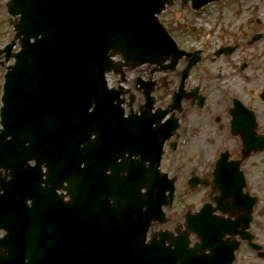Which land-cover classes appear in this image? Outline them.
Segmentation results:
<instances>
[{
	"label": "water",
	"instance_id": "water-1",
	"mask_svg": "<svg viewBox=\"0 0 264 264\" xmlns=\"http://www.w3.org/2000/svg\"><path fill=\"white\" fill-rule=\"evenodd\" d=\"M191 1L197 8L208 0ZM166 3L171 0L8 2V12L19 17L14 27L20 50L5 74L0 114V165L10 174L0 182V226L7 231L0 240V264H172L175 257H194L193 262L204 257L163 231L159 240L152 236L145 241L150 221L163 220L166 187L158 195L156 184H164L166 174L158 176L154 165L145 168L137 160H125L124 154L159 157L160 145L147 143L150 127L140 119L126 127L121 100L112 103L119 92L105 87V71L177 56L155 15ZM117 54L123 61L116 64L110 57ZM29 159L35 161L32 171L26 167ZM43 163L49 182L44 191L39 186ZM57 188L67 191L68 202ZM29 192L33 224L13 225L15 199L27 198ZM170 201L171 195L164 204ZM242 201L234 196L232 206L239 208ZM187 220L201 236L199 247L213 249L206 261L218 264L224 257L221 264H226L232 259L237 244L226 243L224 251L217 247L225 232L233 233L235 223L204 212ZM166 239L173 248L164 245Z\"/></svg>",
	"mask_w": 264,
	"mask_h": 264
},
{
	"label": "rangeland",
	"instance_id": "rangeland-1",
	"mask_svg": "<svg viewBox=\"0 0 264 264\" xmlns=\"http://www.w3.org/2000/svg\"><path fill=\"white\" fill-rule=\"evenodd\" d=\"M5 1L7 0H0V47L8 41L11 32L5 14ZM223 1L220 5H213L200 13H193L189 4L175 0L174 4L167 7L161 15V19L170 27L172 34L186 47L190 46L189 43L203 47L202 60L193 70L190 82L197 84L203 81L208 86L205 108L198 111L189 100L185 101L179 117L181 134L183 125L188 121L186 120L188 115L191 116L193 125H199L198 122L204 112L208 114L209 125L205 124L204 134L210 136L209 149L207 147L201 151V146L198 144L200 142L195 139L197 148L195 150L200 151L198 156L200 161L195 164V158L191 154L194 142L190 133L188 134L191 144L184 143L183 148L179 147L176 159L175 152L168 147L162 168L172 175L177 172L181 177L186 176L196 165L198 172L211 166L223 144H226L235 156L238 138L230 135L225 122L227 117L225 105H228L232 95L239 97L255 110L258 131L264 133V0ZM249 11H253L252 15ZM217 15H221V18H216ZM214 19H218L220 28L214 26L207 37L204 34L203 20L211 25ZM234 43L237 48L233 53L214 55V50L221 44ZM136 71L138 70L132 72L131 77ZM113 77L116 76H110L112 81H114ZM243 168L248 170L250 189L258 195L251 231L264 248V151L247 157L243 161ZM197 190L198 192L185 190L179 192L175 205L166 210L167 222L156 227H173L182 220L186 209H195L206 198L207 191L202 187ZM235 264H264V259L256 258L245 246H242L236 253Z\"/></svg>",
	"mask_w": 264,
	"mask_h": 264
},
{
	"label": "flooded vegetation",
	"instance_id": "flooded-vegetation-1",
	"mask_svg": "<svg viewBox=\"0 0 264 264\" xmlns=\"http://www.w3.org/2000/svg\"><path fill=\"white\" fill-rule=\"evenodd\" d=\"M201 54V53H200ZM202 55V54H201ZM200 55V57H201ZM191 58V56H186V57H183L179 60L178 64H177V68H175L168 76V79H170V83H169V88L165 91L163 89L160 88L159 86V83L157 81H154L156 80L158 77V73H153L152 74V77H153V86H152V95L154 96L155 98V101H163L165 100L166 98H169L171 97V93L173 92V90L175 89V87L177 86V82L179 80V70H180V67H182L183 65H185L187 63V61ZM149 72V69L148 67L146 66H143L142 67V70H141V73L142 74H147ZM191 76V75H190ZM189 76V77H190ZM128 78H132L130 75L126 76L125 77V105H127V103H129V99H130V95H131V92H129V82H128ZM188 81V80H187ZM167 85V84H166ZM199 85V91L200 93L204 94L205 95V103L207 102L208 100V86L205 85V83L203 81L199 82L198 83ZM194 87V85H192V83L190 81L186 82L185 84V93H186V98L183 102V104L185 103V101H188L190 102V104L192 103L194 105V107L197 109V105L199 103V95L200 93L197 94L196 97H193L191 94L190 96H187L188 93H192V88ZM144 90L145 88H143L142 85L140 86H135V89L134 91H136L138 94H137V98H134L133 101H135V99L139 100L138 102H141V104L144 102ZM205 108V104L204 106L202 107L201 110H198V111H202L203 109ZM225 110H226V113H227V117H226V123L228 125L227 127V130L229 131L230 135H232L233 137H238L239 138V142H237V147H236V154L235 156H233L232 154V151H230V157L231 158H235L237 160H239V163H243V161L247 158V157H250L251 154H248L247 156H244L241 152V136L240 135H233L231 132H230V129H229V120H230V117H229V111H228V105H225ZM192 110V108H191ZM179 113L177 114L178 118H179V121L181 122V119L179 117ZM208 114L206 112H204V115L202 116L201 120L198 122L199 125H193V123H191V116H187L186 117V120H188L187 122H185L186 124L183 125L184 127L182 128V136H185L186 134L190 133L191 136H192V140L194 142L193 144V148L191 149V154H193L194 158H195V164L200 161V159L198 158L199 156V150L196 151L195 149L196 146H195V139L198 140L200 143H198L201 147H200V150L202 151L204 148H207L209 149V143H210V136H206L204 134V128H205V124L206 125H209V118L207 116ZM220 121V120H218ZM224 125V124H223ZM218 127V125H217ZM178 129L179 127L177 128V131H176V134L174 136V140L178 139L179 135H178ZM217 129V128H216ZM213 131V130H212ZM215 132V131H213ZM216 134V133H215ZM189 136V134H188ZM202 140H205L204 142H202ZM227 140H229V138L227 137ZM208 141V142H207ZM234 141V140H233ZM178 142L176 143L177 147H178ZM188 144H191V140L189 138V141H188ZM220 144H222V142L220 141ZM232 154V156H231ZM197 166V165H196ZM245 174L246 176L248 177L249 179V176H248V170L245 168ZM250 180V179H249ZM249 190L250 189V186L248 187ZM250 193H253V191L251 190ZM2 235L1 231H0V236Z\"/></svg>",
	"mask_w": 264,
	"mask_h": 264
}]
</instances>
